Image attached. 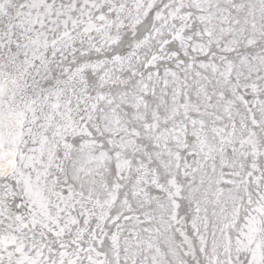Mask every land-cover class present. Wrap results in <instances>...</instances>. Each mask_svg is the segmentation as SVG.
Returning a JSON list of instances; mask_svg holds the SVG:
<instances>
[{"label":"snow or ice","instance_id":"6c2138e0","mask_svg":"<svg viewBox=\"0 0 264 264\" xmlns=\"http://www.w3.org/2000/svg\"><path fill=\"white\" fill-rule=\"evenodd\" d=\"M0 264H264V0H0Z\"/></svg>","mask_w":264,"mask_h":264}]
</instances>
